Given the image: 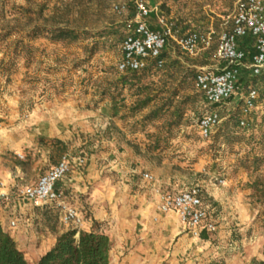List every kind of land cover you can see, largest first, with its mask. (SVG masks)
<instances>
[{
	"label": "rangeland",
	"instance_id": "obj_1",
	"mask_svg": "<svg viewBox=\"0 0 264 264\" xmlns=\"http://www.w3.org/2000/svg\"><path fill=\"white\" fill-rule=\"evenodd\" d=\"M146 2L151 8L157 7L165 19L175 22L181 33L212 30L213 40L210 48L197 56L182 53L169 41L162 52L164 65L153 70V75L143 78L141 83L156 81L165 65L173 60L195 70L214 64L218 36L230 27L227 16L236 0ZM116 3H125L126 11L121 14L113 11ZM17 7H23V13H14ZM55 9L60 13L56 12L51 20L49 15ZM0 12V32L9 31L12 35L0 43V60L19 35L37 48L35 56L28 57L29 60L22 58L8 78L0 72V180L4 171L14 175L19 161L24 170L21 181L26 184L36 180L47 162H37L35 150L49 147L51 155L59 159L70 154L83 156L88 163L91 161L98 172L92 186L100 188L103 208L106 203H123L126 197L133 199L135 194L150 197L156 207L161 191L197 187L215 230L208 233L209 240L199 250L190 253V258L180 264L264 262V227L253 223L256 210L247 186L251 176L237 166V159L249 146L245 143L230 148L222 143L221 137L214 139L218 126L210 136L200 135L198 114L210 111V106L203 104L194 82L174 98L176 103L181 101V95H197L184 105L180 123L171 126L164 117L144 120L148 108L132 114L131 106L144 95L137 88L128 90L127 85L123 88L120 84L117 88L110 85L128 74L118 71L116 65L121 58L122 39L133 26L130 20L135 11L129 0H0ZM56 21L81 26L88 31V37L75 44L28 39L33 26L56 24ZM148 21L158 27L154 14ZM94 39L98 42L91 53ZM246 41L248 51L252 52L251 40ZM247 73L243 70L242 75ZM111 93L116 100H111ZM242 96L244 93H239L214 108L221 123L237 108H242ZM240 116L247 117L251 123L248 129H243L246 137L253 133L257 139L264 131V103L256 101L253 108ZM53 125L63 131L64 140L41 133L43 126L50 129ZM145 171L152 173L154 183L142 178ZM86 206L77 207L85 220L90 215ZM58 218V210L50 212L48 219L53 227ZM94 224L107 234L113 223L105 220ZM110 264H115L111 258Z\"/></svg>",
	"mask_w": 264,
	"mask_h": 264
},
{
	"label": "built area",
	"instance_id": "obj_2",
	"mask_svg": "<svg viewBox=\"0 0 264 264\" xmlns=\"http://www.w3.org/2000/svg\"><path fill=\"white\" fill-rule=\"evenodd\" d=\"M135 14L132 29L121 42V58L117 69L122 73H131L146 68L150 61L160 68L164 64L161 55L169 41L184 54L197 56L208 50L212 44L213 31H187L181 33L175 22L159 14L157 7H149L146 0H129ZM118 14L127 9L125 3H116L112 7ZM154 14L158 28L151 27L148 19ZM230 27L221 31L214 49L213 67H202L194 76V86L201 92L209 104L222 102L239 94V80L243 70L257 75L264 70V0H236L231 13L227 16ZM252 42V52L243 47L246 40ZM243 99L244 111L254 107L257 100L255 89L246 91ZM220 121L217 110H210L198 120V129L202 137L210 136ZM245 121L240 120V125ZM83 162L82 158H79ZM72 169L71 158L64 154L59 161L42 173L35 183L19 189V194L34 204H51L59 212L61 223L77 231L85 226L83 213L71 204L65 193L57 188V183ZM145 181L156 180L150 172H143ZM5 197L0 192V201ZM157 209L160 213L173 211L181 224L185 225L193 236L199 237L202 229L215 230V224L208 219L200 189L184 187L176 191H161L158 195ZM14 226V221H10Z\"/></svg>",
	"mask_w": 264,
	"mask_h": 264
},
{
	"label": "crops",
	"instance_id": "obj_3",
	"mask_svg": "<svg viewBox=\"0 0 264 264\" xmlns=\"http://www.w3.org/2000/svg\"><path fill=\"white\" fill-rule=\"evenodd\" d=\"M243 47L248 51L247 45L243 44ZM202 67H213V64ZM62 132L54 125L50 129L44 126L41 128L42 134L64 140ZM50 152L51 149L47 147L36 149V155L33 153L37 162H47L43 173L59 161L58 156L55 157ZM68 155L72 169L56 186L69 197L73 205H87L90 215L85 220L83 230L102 232V228H97L95 222L110 220L113 223L107 234L110 258L115 264H180L190 258V253L199 250L204 241L209 240L207 235L211 231L202 229L199 237L193 236L180 223L175 212L160 213L150 197L135 194L133 199L126 197L123 203H106L103 208V194L100 188L92 186L98 178V172L91 161L86 162V158L80 155ZM22 164L17 162L14 175L4 171L3 179L0 180V192L5 195L0 201V225L12 237L28 263L34 264L53 247L56 237L67 231V227L59 221L60 217L57 225L53 227L48 218L50 212L57 210L51 204H34L19 194V189L35 183L38 179L37 177L30 183H23ZM130 203H135V207L129 205ZM10 221H14V226L10 225ZM203 232L206 237L202 236Z\"/></svg>",
	"mask_w": 264,
	"mask_h": 264
},
{
	"label": "trees",
	"instance_id": "obj_4",
	"mask_svg": "<svg viewBox=\"0 0 264 264\" xmlns=\"http://www.w3.org/2000/svg\"><path fill=\"white\" fill-rule=\"evenodd\" d=\"M16 12L18 14L23 13V7H17V11H14V13ZM56 12L60 13V10L55 9V11L50 13L49 18L51 20L58 14ZM56 22V24L33 26L27 34L28 39L43 38L51 43L75 44L88 37V31L81 26L62 24V21ZM11 36L9 31L0 32V43L11 38ZM97 42V39H94L90 50L91 53L95 50ZM36 49L34 45L24 41L23 35H19L14 39L10 50L0 60V72L8 78L17 70L19 61L22 58L29 60L28 57L33 58L35 56L34 51ZM161 57L164 60L162 55ZM155 69H158L155 66V62L150 61L146 68L123 75L117 79L118 82L110 85H115V88L119 84L122 88L127 85L128 90L137 88V90L144 93L143 98L140 96L137 102L131 106L130 111L132 114L148 108L147 113L143 116L144 120H155L164 117L169 121L168 126L178 125L184 113V105L194 100L197 95H181V101L176 103L174 98L179 95L181 89L191 86V83L193 84L194 76L198 69L195 70L181 61L173 60L165 65L164 70L156 81H150L146 84L141 83L143 78L152 76ZM107 89L109 88L107 87L103 90L104 94ZM249 89H255L257 92L256 101L264 103V70L257 75H252L248 72L241 76L239 93L245 94ZM120 90L122 92V89ZM199 94L203 104L210 106V110H216L214 108L226 104L234 97H229L219 103L209 104L203 94L201 92ZM116 99L114 94L111 95V100ZM241 100L242 108H237L226 121L218 122L215 126H218V130L213 135V138L221 137L222 143L230 148L236 144L242 145L245 143L249 146L247 151L237 159V166L251 176L247 186L251 189L250 202L256 210L253 223L264 227V169H261V166H264V131L259 134L257 139L253 133L246 137L243 129H248L251 123L247 117L240 116L244 111L243 99L241 98ZM206 112L207 110L198 114L197 123ZM240 120L245 121V124L242 125L243 127H239ZM55 141L60 142L59 140ZM202 236L206 237V233L203 232ZM0 264H30L22 251L17 248L12 237L3 230L1 225ZM34 264H110V241L108 235L103 232L69 229L58 235L53 247L41 255ZM261 264H264V262H261Z\"/></svg>",
	"mask_w": 264,
	"mask_h": 264
}]
</instances>
